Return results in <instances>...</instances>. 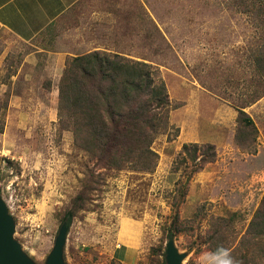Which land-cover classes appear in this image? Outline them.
<instances>
[{"label": "rangeland", "instance_id": "obj_1", "mask_svg": "<svg viewBox=\"0 0 264 264\" xmlns=\"http://www.w3.org/2000/svg\"><path fill=\"white\" fill-rule=\"evenodd\" d=\"M251 6L81 0L31 42L0 30V196L14 238L37 264H46L71 211L67 264H166L176 213L183 264H204L202 254L220 246L242 258L237 264H264V237L248 236L264 199V96L251 102L264 91L254 59L262 31L244 11ZM93 51L151 64L166 84L170 127L152 146L155 171L97 167L60 122L67 63ZM247 104L257 129L251 145L237 135L238 107ZM184 144H213L215 162L195 172L201 155L184 163Z\"/></svg>", "mask_w": 264, "mask_h": 264}, {"label": "trees", "instance_id": "obj_2", "mask_svg": "<svg viewBox=\"0 0 264 264\" xmlns=\"http://www.w3.org/2000/svg\"><path fill=\"white\" fill-rule=\"evenodd\" d=\"M250 2L252 6L244 11L261 23L262 41L254 59L264 81V0ZM157 77L151 64L120 53L93 51L67 63L59 84L60 122L73 132L76 147L96 160L97 167L110 171H155L158 154L152 146L159 135L167 133L171 111L166 84ZM263 96L264 91H258L251 102ZM248 106L238 107L237 118L241 133L237 135L245 145H251L257 133L254 120L244 110ZM182 154L184 163H195L201 155L195 172L215 162L217 155L213 144H184ZM93 175L89 182L99 183L101 177ZM85 189L89 190L90 185L86 184ZM83 196L81 193L78 199L84 201ZM74 216L72 211L66 215L68 227ZM177 219L178 213L169 232L170 240L174 238ZM248 236L264 237V199L249 226ZM241 259L235 258L239 263Z\"/></svg>", "mask_w": 264, "mask_h": 264}, {"label": "crops", "instance_id": "obj_3", "mask_svg": "<svg viewBox=\"0 0 264 264\" xmlns=\"http://www.w3.org/2000/svg\"><path fill=\"white\" fill-rule=\"evenodd\" d=\"M81 0H0V30H6L15 38L31 42L47 29L56 27L58 20ZM63 57V58H62ZM60 56L59 60H65ZM136 236V235H135ZM137 239L134 238V242ZM123 241L121 245H123ZM133 243L131 256L136 252ZM120 250V247H119ZM127 261V257L119 254ZM131 257V258H132Z\"/></svg>", "mask_w": 264, "mask_h": 264}, {"label": "water", "instance_id": "obj_4", "mask_svg": "<svg viewBox=\"0 0 264 264\" xmlns=\"http://www.w3.org/2000/svg\"><path fill=\"white\" fill-rule=\"evenodd\" d=\"M69 227L64 223L56 238L54 247L46 264H67L65 248ZM15 220L9 213L8 206L0 196V264H37L14 238ZM187 254L181 253L174 240L166 245V264H183Z\"/></svg>", "mask_w": 264, "mask_h": 264}, {"label": "clouds", "instance_id": "obj_5", "mask_svg": "<svg viewBox=\"0 0 264 264\" xmlns=\"http://www.w3.org/2000/svg\"><path fill=\"white\" fill-rule=\"evenodd\" d=\"M204 264H237L235 258L231 255V250L220 246L214 251L202 254Z\"/></svg>", "mask_w": 264, "mask_h": 264}]
</instances>
